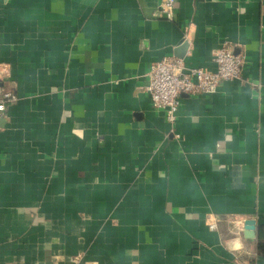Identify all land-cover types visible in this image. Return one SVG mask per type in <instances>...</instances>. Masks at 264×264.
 <instances>
[{"label": "crops", "instance_id": "1", "mask_svg": "<svg viewBox=\"0 0 264 264\" xmlns=\"http://www.w3.org/2000/svg\"><path fill=\"white\" fill-rule=\"evenodd\" d=\"M160 3L0 0V264H264V0ZM185 42L244 65L176 136L147 74Z\"/></svg>", "mask_w": 264, "mask_h": 264}, {"label": "built area", "instance_id": "2", "mask_svg": "<svg viewBox=\"0 0 264 264\" xmlns=\"http://www.w3.org/2000/svg\"><path fill=\"white\" fill-rule=\"evenodd\" d=\"M176 0H161L160 8L168 19L174 18ZM215 70L205 67H188L182 58L166 56L151 64L148 71L149 83L146 91L149 93L154 107L163 109L171 124V132L176 136L175 122L180 109V98L183 94H211L221 82L235 80L242 76L244 57L235 54L230 45L218 48L213 55ZM17 97L8 91L0 90V112L7 103ZM206 220L211 230L217 229V220L212 214H207Z\"/></svg>", "mask_w": 264, "mask_h": 264}, {"label": "water", "instance_id": "3", "mask_svg": "<svg viewBox=\"0 0 264 264\" xmlns=\"http://www.w3.org/2000/svg\"><path fill=\"white\" fill-rule=\"evenodd\" d=\"M187 48V42H185V44L183 45V47H181L180 52L176 54V56L178 57H183L184 55V50ZM255 223L253 222V220H249L247 223H246V236L249 237V238H253L255 236Z\"/></svg>", "mask_w": 264, "mask_h": 264}, {"label": "trees", "instance_id": "4", "mask_svg": "<svg viewBox=\"0 0 264 264\" xmlns=\"http://www.w3.org/2000/svg\"><path fill=\"white\" fill-rule=\"evenodd\" d=\"M258 251L264 255V228L260 227L258 230Z\"/></svg>", "mask_w": 264, "mask_h": 264}]
</instances>
